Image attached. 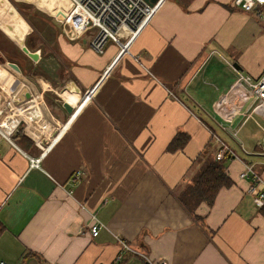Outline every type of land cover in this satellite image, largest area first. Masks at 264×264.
<instances>
[{"label":"crops","instance_id":"1","mask_svg":"<svg viewBox=\"0 0 264 264\" xmlns=\"http://www.w3.org/2000/svg\"><path fill=\"white\" fill-rule=\"evenodd\" d=\"M30 1L9 0L12 28L3 31L19 58L0 47V263L117 264L128 252L122 264H264V213L248 192L251 181L239 178L248 163L264 183V118L247 89L232 90L238 74L264 73V8L159 0L137 36L123 39L126 51L109 43L97 54L93 30L74 39L62 27L69 1L38 0L36 10ZM37 10L55 18L53 50L42 40L31 45L21 29ZM47 51L66 66L56 62L55 77L41 69ZM50 79L63 86L53 89ZM31 80H39L38 95ZM93 87L75 116L63 109ZM49 91L62 103L53 110L42 98ZM21 123L29 152L12 140ZM184 135V146L170 151ZM219 143L237 156L222 161L232 184L198 207L197 223L174 194Z\"/></svg>","mask_w":264,"mask_h":264},{"label":"built area","instance_id":"2","mask_svg":"<svg viewBox=\"0 0 264 264\" xmlns=\"http://www.w3.org/2000/svg\"><path fill=\"white\" fill-rule=\"evenodd\" d=\"M70 3V9L65 15L62 27H66L72 37H78L93 30V38L89 42L90 48L97 54H103L109 43L115 44L120 51H126V44L134 39L144 25L151 19L156 12L159 1L150 5L145 0H67ZM234 5L244 12H252L264 8V0H234ZM129 41L125 44L123 39ZM128 45V44H127ZM244 87L247 89L248 100L257 101L253 108L254 112H259L264 118V73L257 80H252L242 74H238L237 81L232 90ZM94 87L83 94L82 99L77 102V107L72 110V117L76 115L79 108L85 104L91 97ZM65 129V128H64ZM63 131V128L61 129ZM8 139V138H7ZM263 153H264V134H263ZM216 161H223L225 158L237 159L233 151L225 144L219 143L214 156ZM30 166L39 167V159H30ZM73 178L78 180L80 173H75ZM240 179H248L252 185L249 194L253 197V203L257 209L264 207V186L259 192L257 185H264L262 178L254 171L252 165L244 164V169L239 175ZM102 225L95 220L90 228L93 236H97ZM124 250L130 251L126 244H123ZM145 258L144 255H141ZM0 264H6L1 262ZM149 264H166L161 260Z\"/></svg>","mask_w":264,"mask_h":264},{"label":"trees","instance_id":"3","mask_svg":"<svg viewBox=\"0 0 264 264\" xmlns=\"http://www.w3.org/2000/svg\"><path fill=\"white\" fill-rule=\"evenodd\" d=\"M181 6L185 7L190 0H174ZM30 44L32 39H29ZM32 45V44H31ZM183 143L177 144V141L170 146V151L180 149L187 141V136H183ZM181 138V137H180ZM12 140L24 151L29 152L33 143L23 135V129L12 137ZM232 184L227 176L222 161H216L215 158L200 163L191 181L184 187L180 188L174 196L181 207L192 217V219L200 223L202 218L196 214V210L201 204L210 207L218 194L223 188H228ZM264 213V207L261 208ZM2 226L0 225V232ZM124 257H120L117 264H122L127 258L133 256L125 252Z\"/></svg>","mask_w":264,"mask_h":264},{"label":"rangeland","instance_id":"4","mask_svg":"<svg viewBox=\"0 0 264 264\" xmlns=\"http://www.w3.org/2000/svg\"><path fill=\"white\" fill-rule=\"evenodd\" d=\"M37 1L38 0H34V3L36 4ZM30 2H32L30 4L32 5V7H34L33 9H35L36 6L33 3V1H30ZM41 3L42 2L39 1V7L43 8L44 6H42ZM10 7L14 9L15 5L13 7V4H11L9 2V0H0V19H1L0 20V47L4 50L5 53H10L11 55H15L16 57H18L13 42L6 43V40H10V37H7L6 34L3 32L6 28V24L9 28H12V26H10V25H12V23L9 22L12 19L11 18L12 15L10 14L11 13ZM51 7L53 8V6H51ZM37 11L39 13L38 14L39 17L34 18L36 16H33V17L28 16L29 19H31V23H29L27 21L25 22L26 19H24V26H21V29L24 30V28H28V30H29L28 39H32V41H34L35 43L36 42L40 43V41L42 40L44 45H45V48L53 50V47H54L53 31H54V28L56 27V24L54 22L55 18L50 17L47 13L41 12L39 10H37ZM18 39H20V37H18ZM0 55H1V53H0ZM43 58L44 59L42 60V63H41V65H42L41 69H42L43 74L44 75H50L51 77H53V75H54V77H55V75L57 73V68H58V66L55 63L56 62L59 63V58L56 56V54L53 51H47ZM59 64H60V67L63 66L62 69H64V67H66L65 65H61V63H59ZM52 72H53V74H52ZM61 75H65V74L61 73ZM37 81H39V80H35V81L31 80V82L34 83L35 87H37L36 89L33 88L36 95H38L41 92L39 87H38L39 84L37 83ZM49 83L52 85V87H54L53 89L60 88L61 86H63V83H60L59 79H50ZM42 98L44 99L46 104H48V107L51 110H53L52 106H54V105L60 106L62 104L61 101L57 98V96L55 94H53V92H50V91L45 92L44 97H42ZM56 99L58 100V102L55 101ZM45 102H44V104H45ZM19 125L23 126V130H24V127H26L25 124H23V123H21ZM6 138H8V137H6ZM7 140L10 141L9 138Z\"/></svg>","mask_w":264,"mask_h":264},{"label":"water","instance_id":"5","mask_svg":"<svg viewBox=\"0 0 264 264\" xmlns=\"http://www.w3.org/2000/svg\"><path fill=\"white\" fill-rule=\"evenodd\" d=\"M147 3H149L150 5H154V4H156L159 0H145ZM7 64V66L14 72V73H16V74H19L20 76H21V71H20V68L16 65V64H14V63H10V62H8V63H6ZM233 68H235V69H237V70H240L239 68H238V66L236 65V64H234L233 65ZM17 78V77H16ZM19 80V79H18ZM18 85V82H15L14 84H12L11 85V87L9 88V91H8V94H11L12 93V91L15 89V87ZM26 98H27V96H26ZM20 103V101H17V103ZM63 109L68 113V114H71L72 113V110H73V108H72V106H70L68 103H66V102H64L63 103ZM58 126V125H57Z\"/></svg>","mask_w":264,"mask_h":264},{"label":"bare ground","instance_id":"6","mask_svg":"<svg viewBox=\"0 0 264 264\" xmlns=\"http://www.w3.org/2000/svg\"><path fill=\"white\" fill-rule=\"evenodd\" d=\"M15 82H18V81H15Z\"/></svg>","mask_w":264,"mask_h":264}]
</instances>
